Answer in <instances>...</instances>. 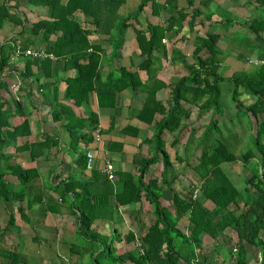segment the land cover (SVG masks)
Listing matches in <instances>:
<instances>
[{"label": "trees", "instance_id": "trees-1", "mask_svg": "<svg viewBox=\"0 0 264 264\" xmlns=\"http://www.w3.org/2000/svg\"><path fill=\"white\" fill-rule=\"evenodd\" d=\"M11 1L17 0H0V30L3 25L10 26L14 22L20 26L0 44V202L13 210L8 213L7 221L0 223V237L17 243L7 245L0 240V264H43V259H28L23 254V238L16 227L15 214H19L26 224L29 220L25 206L39 202L42 208L53 209L43 204L41 193L34 187L36 168L8 164L6 157L7 141H17L19 136L28 134L26 120L15 126L9 124L10 117L22 110L17 102L13 113L6 98L11 93L6 79L17 71L10 64L16 48H47L55 56L53 61L71 62L76 75L62 81L63 99L71 101L74 107L85 104L90 92L96 95L99 107L111 108L116 105L117 95L126 89L141 88L145 96L135 118L149 126L153 124L152 136L140 144H148L153 153L140 160L136 173L117 176L114 171L115 179L108 180L94 167L89 180L67 177L59 182L62 201L71 194L67 207L74 215V234L68 242L69 252L77 256L80 264H228L224 252H220L223 247L227 248V254L235 264H250L251 258L255 264H264V239L261 236L264 234V53L259 57V64L250 70L235 71L227 77L220 73L225 59L219 47L222 34L218 30L231 27L234 16L217 23L211 20L212 14H207L196 23V18L201 16L200 10L189 14L188 9L178 8V0H166L167 4L174 2L176 16L172 14L163 24L147 21L144 28L138 29V23L135 25L134 21L143 15L144 9L150 5L152 15L156 16L163 4L155 0H138L134 11L121 14V9L129 4L128 0H40L47 8L46 18L27 26L28 20L15 14L14 6L7 5ZM214 1L202 0V10L208 9ZM246 4L264 9V0H246ZM192 6L193 0L189 2V7ZM77 15L91 19V31L101 38L99 43L89 41L90 31L82 27ZM204 20L210 23L204 26ZM185 21L192 28L201 23L204 36H196L191 51L183 44L187 39L185 35L171 43L170 64L180 61L187 74L167 84L159 78L160 72L169 65L166 62L168 50L162 42L175 24L182 27ZM242 25L264 41V16L246 20ZM129 29L136 31L134 41L141 62L104 73L100 69L101 56L106 54L102 45L111 48L112 61L118 60L127 43ZM51 39L54 44L49 46ZM22 61L24 66L18 71V78L23 83L35 77V72L51 70L52 61L49 60L27 58ZM7 70L8 76L1 80ZM223 82L231 86L229 94L235 107V117L228 125L218 123L224 113L220 101V83ZM57 86L55 81L39 87L56 90ZM161 89L171 92L169 106L156 100V92ZM243 95L252 101L244 105ZM53 108L54 119L66 122L71 147L76 150L79 144L86 146L83 150L77 148V167L85 170L87 152L93 151L95 155L100 148L113 163L108 150L101 146V127L94 114L83 118L63 105L56 104ZM192 109L199 114L210 112L205 128L187 124ZM157 117L160 118L157 120ZM235 127L241 133L234 131ZM85 129H88L87 133H84ZM97 130L100 143L95 142ZM121 132L127 135L129 128L125 127ZM186 133L187 140L182 143ZM197 133L199 135L195 137ZM168 138L171 139L168 144L173 158L166 149ZM52 143V146L56 145ZM28 147L33 146L25 145V149ZM196 152L197 157L194 156ZM193 158L197 163L191 166ZM179 163L192 167L197 176H192L193 183L187 189L176 185L183 171L176 168ZM153 165L162 166L158 178L148 173ZM235 165L242 166L241 172L246 176L240 183L233 179L230 171ZM6 174L17 180L21 186L18 191L9 186ZM167 193L169 204L164 205L162 199ZM144 201L148 202L155 220L146 224L139 215L135 216L134 229L122 235L116 227L122 221L115 220L113 213L116 215L119 209L130 208L133 215L143 208ZM102 221L107 224L112 221L110 232L101 230ZM34 241L42 240L34 238ZM76 242L81 251L75 250L78 248ZM116 244L124 250L120 252ZM130 245L135 254L133 248H126ZM249 248L255 250L254 255ZM213 254L215 259H212Z\"/></svg>", "mask_w": 264, "mask_h": 264}, {"label": "crops", "instance_id": "crops-1", "mask_svg": "<svg viewBox=\"0 0 264 264\" xmlns=\"http://www.w3.org/2000/svg\"><path fill=\"white\" fill-rule=\"evenodd\" d=\"M128 1L129 4H136L138 0ZM155 1L159 4H163V8L159 11L158 15L155 16L152 15V8L150 5H148L144 9L142 15L145 16L146 21H150L152 24H163L165 20H167L172 14L176 16L175 8H173L174 2H169L167 4L166 0ZM190 1L192 0H178L177 5L178 8H182L184 10L188 9L189 14H193L194 11L200 10L201 16L199 18H196V23L204 19L207 14L213 15L211 18L212 21L217 23L223 22V20L227 19L225 18L226 15H224L225 11H231V14L234 16L233 24L231 25V27L226 29L222 27L224 29L223 33L230 32L231 37H228V34L221 33L223 40L221 38L220 41H224L226 38H230L228 39L230 41L238 38L239 36H242L246 46H259L254 43V41L258 40L259 38L248 32V30L242 24L246 20L256 18L258 15L264 16V9L256 7L251 8L246 4V0H215L211 3L208 9L202 10V0H193L192 7H189ZM7 5L14 6L15 9L13 10L15 14H18L19 16L24 17L28 20L26 24L27 26L33 21L46 18L47 15V8L41 4L40 0H17L13 2L11 1ZM227 13L230 12L227 11ZM252 13L256 16L252 17ZM76 18L79 22L82 23V27L84 29L90 31L89 41L91 43H99L101 41V38L94 35L91 31V25L89 24L91 19L86 15H77ZM187 19L189 20V17ZM139 23L140 22H138V24L136 25L138 29L140 28ZM202 23L204 26H207L210 22L204 20L202 21ZM200 24L201 23L192 28L188 26L189 23L185 21L182 27H179L178 24H175L172 30H170L166 34V37L164 38L162 43L168 50L166 62L169 65L162 72H160L159 78L167 84H171V82H175L178 77L187 74L181 63H179L180 61H175V63L172 65L170 64L171 43L180 40L185 35L187 39L183 43L184 46L193 48L196 36H204V33L202 31L203 29ZM221 26L225 25L221 24ZM19 28L20 26H18V24L15 22L10 26H8L7 24L3 25L2 29L0 30V44L4 42L5 39H8L12 32L18 30ZM197 32L198 34L196 35ZM135 33L136 31L134 29H129L127 31V43L125 44L124 50L122 51V57H120L118 60L115 59L112 61L111 48L105 44L102 45V48L103 50H105L106 54L101 56L100 69H102L104 73H108V71H110L111 69L119 68L121 66L129 68L131 65H137L141 62V57L137 52L136 43L134 41ZM53 40L54 39L50 40L49 46H52L54 44ZM259 40L263 41L261 39ZM44 50H47V48ZM186 53L189 54L188 51H186ZM65 63L67 65V69ZM70 63V61L68 63L65 61H52L51 70L49 72L44 73L43 70L35 72L36 76L30 77L28 80H26L25 83H23L22 80L17 78L13 73L9 75V79H6L8 80L10 86L15 83H18L20 86L17 93H13L9 89L11 92H9L11 96H6V98H8L7 101L10 103L12 112H15L17 102H20L22 108L20 112H17V114L14 113V115L10 117L9 124L11 126H15L22 124L25 120L28 123L27 135L23 137L19 136L17 141H12V139L7 141L8 148L6 151V157L8 158V164H12L14 166L33 165L36 168L34 187L41 193L43 204H48L53 208L52 210H46L45 207H41L39 202H33L30 207L25 206L26 204L24 205L26 208L25 215L29 222L26 224L23 223L24 220L21 219L20 215L18 216L19 222H16V227L20 231V234L22 236L21 238H23V245L25 237L27 236L24 231L27 230V232H29L34 228L40 233L45 232L54 237L51 241H45V248L48 249V243L54 242L52 243V245H64V247L65 245H67L69 250L67 241L63 242L62 239L70 240L72 239L74 234L73 226L72 229L65 227L69 219L72 217L74 218V215L67 207L69 205L67 201L70 199L71 194H69L67 198L62 201L59 196V192L61 189L59 182L67 177L78 180H89L90 178H92V172L80 169L79 167H77L76 163V159L78 157L77 148L79 150H83L86 148V146L79 144L76 150L71 147V140L68 135V130L65 126L66 122H64L63 119H54V116L52 114L54 109L53 106H55L56 104L63 105L72 110L76 116H80L83 118H88L89 114H94L96 116L97 123L101 127V146L108 150V153L112 158L117 176L120 173H136L138 167L140 166V160L149 158L153 153V149L149 147L148 144L140 145L145 140H149L152 136L153 124L149 126L148 124L141 123L135 118V114L139 111L145 97L142 89H126L122 91L121 93H119V95H117L116 105L113 108L99 107L96 95L93 92H90L88 94V101L85 104L74 107L71 101L63 99L64 85L62 81L67 77H73L76 75V70H74L70 66ZM161 63L165 62L161 60ZM225 63L226 62L224 60L223 65H225ZM18 65L22 70L24 61H18ZM8 71L9 70L5 71L1 75V80L8 76ZM35 78H37L38 81H35ZM55 81H57L58 83L56 90H54L53 88L40 89L39 87L41 84H45L46 82L51 83ZM156 100L169 106L171 101L170 90L161 89L157 91ZM195 114L197 115V112ZM159 118L160 117H157V120ZM195 122L196 120H193L192 122L189 121L187 124L194 125L196 124ZM125 127L129 128V134L127 135H124L121 132V130ZM22 130L24 131V129ZM87 130L88 129H85L84 133H87ZM198 135L199 133H197L195 137H197ZM187 137L188 134L184 136L182 143L186 142ZM170 141L171 139L168 138L167 145ZM52 142H55L56 145L52 146ZM37 144L43 145L37 146ZM25 145L33 147H28L27 149H25ZM98 150L99 149H97L95 154L96 160L94 170L101 174L100 169L102 166V156L98 152ZM194 156L197 157V153H195ZM7 161L4 160L5 163ZM176 168L183 170L181 176H184L186 174L187 166H185L184 163L177 164ZM160 171H158V173H156L153 177H157ZM192 173L193 172H191V174ZM59 176L62 177L57 180ZM194 176L197 177L195 173L193 174V177ZM179 178L176 180L177 186ZM5 179L11 185L19 186L17 180H15L11 175L6 174ZM193 179L194 178H191L190 181H193ZM116 183L117 180L113 184V187H115ZM168 195L169 194L167 193L163 197ZM168 197V199H170V195ZM71 200H73V197H71ZM12 210L13 208L10 209L9 206H6L5 204H2L0 202V214H2L3 219L6 218V221L8 220V213ZM26 211L31 212L32 215L27 214ZM132 212L133 211H131L130 208H121L116 212V215L115 213H113V217L115 218V220H118V222L125 221L124 217L126 216H129L134 221L133 215L131 214ZM16 215L17 214H15V221ZM61 217L64 218L60 219ZM61 220L65 223H61ZM73 220L74 219H72V221ZM104 222L105 221H102V227L103 229H106L107 232H109L108 229L112 221H109V224ZM0 223L4 224L1 220ZM57 223L62 225V227L65 229V233L57 234L58 236H56V231L59 229L56 225ZM28 234L30 235V233ZM31 238H39L42 240V238L37 235L32 236ZM3 239L6 238L0 237L2 243L9 245V243L3 241ZM225 261H227L226 257Z\"/></svg>", "mask_w": 264, "mask_h": 264}, {"label": "rangeland", "instance_id": "rangeland-1", "mask_svg": "<svg viewBox=\"0 0 264 264\" xmlns=\"http://www.w3.org/2000/svg\"><path fill=\"white\" fill-rule=\"evenodd\" d=\"M136 8L135 3H131V4H127L125 5L122 9H121V14H125V13H130L132 11H134ZM230 12V13H227ZM258 14V12H257ZM225 18H231L232 14L230 10H226L224 13ZM256 15L252 13V17H255ZM259 16V15H258ZM149 20V18H148ZM135 25L139 23L141 28H144L146 25V20H145V16H141L139 17L137 20L134 21ZM137 28V27H136ZM221 31L222 34H228V37H231V33L230 32H224L223 30H218ZM230 38H226L224 41H220L219 42V47L221 50L222 55L224 56L225 59V65H223L220 69V73L224 76H230L233 72L235 71H245L248 70L249 68H254L255 64L254 62L257 61L259 63V57L264 53V42L260 41L259 39L254 41V43H256V45L259 46H246L244 39L242 38V36H239L238 38H235L233 40H228ZM223 40V38H222ZM228 40V41H227ZM255 40V39H254ZM229 44V45H228ZM226 45V46H225ZM239 46V47H238ZM260 47V48H259ZM192 47H187L188 51H191ZM244 59V61H243ZM247 60V61H245ZM249 69V70H250ZM182 70V69H181ZM230 89L231 86L227 83V82H223L220 83V90H221V103L223 105V109H224V113L222 116L219 117L218 123L219 125L222 124H229V121L234 119L235 117V107H233V104L231 102L230 99ZM241 100L244 102V105L249 104L252 99L249 96H245L243 95L241 97ZM192 116H191V120L190 122H192L193 120H196V124H198L197 127L200 126L201 129L205 128L207 125V122L209 121V115L210 112L209 111H202L199 113H197L198 115H196L195 113L197 112L196 109H192ZM195 124V125H196ZM234 131L241 133V131L239 130L238 127L234 128ZM187 134V133H186ZM185 134V135H186ZM184 135V136H185ZM179 148L181 149L182 146H179ZM167 149L170 151L171 157L173 158V151L170 149L169 144L167 145ZM197 153V152H196ZM198 154V153H197ZM196 164V160L192 159L191 160V166H194ZM227 167V166H226ZM162 168V166L160 165H153L150 167V171L148 172L151 177L154 176L156 173H158V171H160ZM192 167H188L186 170V174L183 176H181L180 174V178L178 180V186L181 188H185L187 189V187H189L190 183L193 181H190V179L193 176V173L191 174V172H193L191 170ZM242 170V166H238L235 165L233 166L230 171L232 172V176L233 179L240 183V180H242L243 178H245V174L243 172H241ZM240 173V174H239ZM244 176V177H243ZM159 176H157L156 178H158ZM7 185V183H6ZM10 187H12L15 190H19L21 186H12L9 184ZM178 187V188H179ZM169 197L165 196L162 199V202L164 203V205H168L169 204ZM142 209L137 213H133V217L138 216L140 217V219L142 221H144L146 224H151L153 223V221L155 220V216L153 215L148 202L144 201L143 205H142ZM27 214H31V212L26 211ZM19 214L16 215V222H19ZM64 217H61L60 219H63ZM67 218V217H65ZM125 221L121 222V223H117L116 227L119 229L120 233L123 235L126 232H128L129 228L131 230L134 229V222L129 216L124 217ZM72 219H74L73 217L69 219V221L67 222L65 227H68L69 229H72V226L74 228V220L72 221ZM0 220L4 223L6 221V218L3 219L2 214H0ZM17 222V223H18ZM61 223H65L64 221L61 220ZM136 223V222H135ZM58 226V230L56 231V236H58L57 234H63L65 233V229L62 227V225H60L59 223L56 224ZM102 225V224H101ZM100 228V227H99ZM104 232H106V229H101ZM108 231L110 232L111 230L108 229ZM25 234H27V236L25 237L24 240V245H23V254L26 255L29 258H39L40 260L43 261V264H47V263H51V264H80L79 259L77 258V256H75V254L70 253L68 250V246L61 244L63 246H55L52 245V243H48L49 248H45L44 245L45 241H51L53 240L54 237H52L50 234L45 233V232H38L37 230H35L33 228V230L27 232L24 231ZM30 233V235L28 234ZM231 233V232H230ZM39 234V235H38ZM40 236V238H42L41 242H36L34 241V239H32V236ZM264 239V234L261 235ZM63 242L67 243L70 240H66V239H62ZM3 241L8 242L9 244H16L17 241H8L7 239H3ZM75 243V242H74ZM77 244V249L75 250H79L81 251L82 248L79 246L78 242H76ZM42 245V246H41ZM69 245V244H68ZM116 247L119 249V251L121 252L122 250H124V248H121L120 245L116 244ZM126 248L131 249L133 248V246H127ZM249 251L254 255L255 250L253 248H249ZM133 252L135 254V250L133 248ZM220 252H224V255L226 257V260L228 261V263L231 264H235V261L232 257L228 256L227 254V248L223 247L220 249ZM219 252V254H220ZM257 257L259 258V255L257 253ZM216 255L213 254L212 255V259H215ZM219 259V258H218ZM84 261H86V258H84ZM250 264H255L254 260L251 258L249 260Z\"/></svg>", "mask_w": 264, "mask_h": 264}, {"label": "built area", "instance_id": "built-area-1", "mask_svg": "<svg viewBox=\"0 0 264 264\" xmlns=\"http://www.w3.org/2000/svg\"><path fill=\"white\" fill-rule=\"evenodd\" d=\"M31 58L33 60H49L53 61L55 60V56L53 53L48 52V50H35L31 48L27 49H22V48H16L14 53L12 54V57L10 59V64L13 66L17 71H14V75L18 78V71H21V68L18 65V61H22L24 59ZM255 65H258L259 63L257 61L254 62ZM19 84L15 83L10 86V90L13 93H17L19 91ZM95 142L100 143L101 138L99 136L98 130L96 131V136H95ZM101 151L102 148H100ZM99 152L102 156V166L100 169V172L106 176L108 180H114L115 179V168L113 163L108 159L106 156V153ZM95 155L93 151H89L86 154V166L85 170L86 171H91L95 167ZM137 246H140L139 243H137ZM140 251V250H139Z\"/></svg>", "mask_w": 264, "mask_h": 264}]
</instances>
